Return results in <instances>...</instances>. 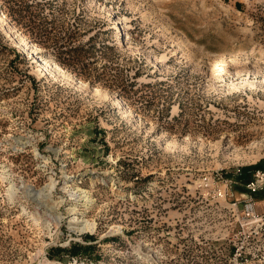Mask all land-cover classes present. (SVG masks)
Returning a JSON list of instances; mask_svg holds the SVG:
<instances>
[{"label": "rangeland", "instance_id": "rangeland-1", "mask_svg": "<svg viewBox=\"0 0 264 264\" xmlns=\"http://www.w3.org/2000/svg\"><path fill=\"white\" fill-rule=\"evenodd\" d=\"M26 13L77 18V43L99 49L83 75L97 85L18 25ZM252 170L264 171V0H0V264H264ZM67 175L76 196L57 185L39 206L25 193ZM248 197L263 222L243 220ZM72 207L95 232L72 228ZM74 244L89 251L73 257Z\"/></svg>", "mask_w": 264, "mask_h": 264}, {"label": "trees", "instance_id": "trees-1", "mask_svg": "<svg viewBox=\"0 0 264 264\" xmlns=\"http://www.w3.org/2000/svg\"><path fill=\"white\" fill-rule=\"evenodd\" d=\"M25 8H29L25 6ZM83 16V15H82ZM42 23L36 25V21L31 18L27 13L22 15L18 19V25L24 28L27 32H30L32 36H35L36 40L39 41L44 47L50 48L54 53V56L58 61L66 63L64 67L70 69L77 77H82L85 75V72H89L93 63H90L92 57L96 56L98 53V48L94 44V37L89 38L86 43H77L78 38L81 37L83 28L75 19L73 24H69L68 27L64 23L59 22H49L47 16L41 17ZM85 19V18H83ZM16 20V19H15ZM104 49H111V47L103 46L101 51ZM100 51V52H101ZM106 69V66L103 67ZM93 70V69H92ZM138 75V73H136ZM87 76H83L85 81H88L91 85H97V82L90 79ZM259 167V164L255 168ZM253 171V170H252ZM251 177V176H250ZM58 252H61L62 249H56ZM88 248H83L79 244H74L72 246L70 253L73 257H77L81 252L87 253Z\"/></svg>", "mask_w": 264, "mask_h": 264}, {"label": "bare ground", "instance_id": "bare-ground-1", "mask_svg": "<svg viewBox=\"0 0 264 264\" xmlns=\"http://www.w3.org/2000/svg\"><path fill=\"white\" fill-rule=\"evenodd\" d=\"M116 23V25H115V27H117V29H119V27H120V22L119 21H117V22H115ZM115 27H113V29H115ZM26 42V41H25ZM24 41H20V42H17V48H23L25 51H28V52H32L30 49H29V47H28V44L27 43H25ZM39 63H40V65L41 66H43V67H49L50 65H48L49 64V62H48V64H47V61L46 62H43V61H41L40 59H39V57L37 56V59H36ZM45 61V60H44ZM53 70H55L61 77H64L65 75L63 74V71L62 70H60L57 66H55V65H52V66H50ZM79 87L81 88V89H83V86H85V84L84 83H82V82H80L79 84ZM116 104H120V105H124L123 104V101L120 99V98H117L116 99ZM22 141V140H21ZM20 142V141H19ZM24 144V142H22L21 143V145H23ZM35 151H38V149H35ZM70 181H71V178L67 175V177L66 178H63V180H62V182L60 183V184H57L56 183V180H51V182L44 188V189H41V190H39V191H36L35 189H31V187H29V186H26V187H24V190H25V193L28 195V197H30V199H34L37 203H38V205L39 206H41V205H45V206H47L46 205V201L45 200H49V199H52L53 198V195H54V192H55V190H57V185H59L58 187H61L62 188V190H65V191H67L68 193H70V195L69 196H71V197H73L74 195L76 196V194H78V192H76L75 191V189L74 188H72V186L70 185ZM81 193H83V198H86V202H87V204L88 203H91L92 201H91V197H89L88 196V194H87V192L86 191H81ZM81 195V194H80ZM79 198V197H78ZM82 198V199H83ZM72 200V199H71ZM45 201V202H44ZM63 202V201H62ZM61 202V203H62ZM94 202V201H93ZM93 204V203H92ZM90 205V204H89ZM49 206V205H48ZM64 206V205H63ZM48 210V209H47ZM50 213H51V215H54L55 217L57 216V217H59V219L58 220H60V216H61V214H59L58 212H57V210L56 209H49L48 210ZM69 211H71L72 212V215H73V219H71L70 221H69V224L72 226V228L75 230V231H78V232H88V231H92V232H95V230H96V224L95 223H93V221H90V220H79V218L76 216V208H71V209H69ZM69 211H67V212H69ZM46 263H48L49 264V262L47 261Z\"/></svg>", "mask_w": 264, "mask_h": 264}, {"label": "built area", "instance_id": "built-area-1", "mask_svg": "<svg viewBox=\"0 0 264 264\" xmlns=\"http://www.w3.org/2000/svg\"><path fill=\"white\" fill-rule=\"evenodd\" d=\"M238 173L241 174L242 172L239 170ZM234 184H236V182H233L232 180H228L227 182L228 187H232ZM245 187L248 195H251L252 197L257 193H264V171H253L252 179ZM252 197H248L244 201L242 208L243 220H246V223L252 222L253 224H259L260 222H263V219L259 218V215L257 214L256 202ZM238 205L239 203H234L233 207L238 208Z\"/></svg>", "mask_w": 264, "mask_h": 264}]
</instances>
